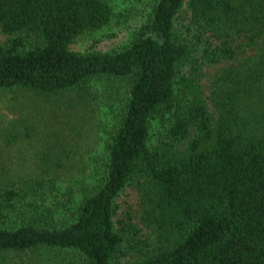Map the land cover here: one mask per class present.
<instances>
[{
	"label": "trees",
	"instance_id": "16d2710c",
	"mask_svg": "<svg viewBox=\"0 0 264 264\" xmlns=\"http://www.w3.org/2000/svg\"><path fill=\"white\" fill-rule=\"evenodd\" d=\"M116 16L108 0H0V91L80 118L108 95L112 114L88 180L63 191L80 144L44 132L23 169L0 143V264H264V0H153L122 45L73 48Z\"/></svg>",
	"mask_w": 264,
	"mask_h": 264
},
{
	"label": "rangeland",
	"instance_id": "374dc122",
	"mask_svg": "<svg viewBox=\"0 0 264 264\" xmlns=\"http://www.w3.org/2000/svg\"><path fill=\"white\" fill-rule=\"evenodd\" d=\"M114 7L117 16L113 23L107 28L99 31L85 33L77 38L73 44V48L85 51L92 44L103 50H112L126 42L131 33L144 21L153 0H108ZM101 95L103 94L100 91ZM109 96H105L107 101ZM111 100V99H110ZM104 101L101 98L94 101V105L90 110L85 107L79 108L81 118L73 115L75 112L74 105L66 108V103H55L45 101L43 99L32 97L24 92H2L0 91V143L3 150H16L13 160L18 156L23 157L25 161L23 169H33L34 164L28 161L32 157L31 150L41 148L40 136L44 132L50 134L52 138H57L61 134L66 142L71 143L69 149L75 144H80L79 149L71 156L72 158L65 163L61 176L57 179L60 191L67 186H77V183L88 180V174H84L83 170L90 171L98 156L99 147L102 137L105 135L112 120L108 108L106 113L102 110ZM108 102V101H107ZM13 129L17 133H23L22 137L12 140L9 143L10 132ZM156 130L157 137L163 133L162 130ZM1 150V148H0ZM21 150V151H19ZM134 215L139 226L144 230L145 236L149 237L152 244L157 243V229L153 226L144 224L141 220L143 208L141 199L133 196L131 199ZM139 251H131L120 264H131L138 257ZM3 264H70L71 261L66 257H56L50 252L44 253H20L5 255Z\"/></svg>",
	"mask_w": 264,
	"mask_h": 264
}]
</instances>
